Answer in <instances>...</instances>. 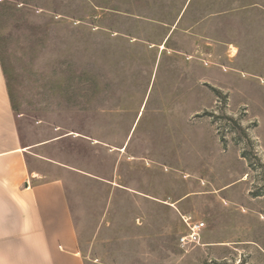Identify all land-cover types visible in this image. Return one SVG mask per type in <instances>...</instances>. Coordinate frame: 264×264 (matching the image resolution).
<instances>
[{"label":"rangeland","instance_id":"obj_1","mask_svg":"<svg viewBox=\"0 0 264 264\" xmlns=\"http://www.w3.org/2000/svg\"><path fill=\"white\" fill-rule=\"evenodd\" d=\"M0 64L89 264H264V0H0Z\"/></svg>","mask_w":264,"mask_h":264},{"label":"crops","instance_id":"obj_2","mask_svg":"<svg viewBox=\"0 0 264 264\" xmlns=\"http://www.w3.org/2000/svg\"><path fill=\"white\" fill-rule=\"evenodd\" d=\"M58 141L23 143L0 64V264H89L67 186L80 170L52 158Z\"/></svg>","mask_w":264,"mask_h":264},{"label":"built area","instance_id":"obj_3","mask_svg":"<svg viewBox=\"0 0 264 264\" xmlns=\"http://www.w3.org/2000/svg\"><path fill=\"white\" fill-rule=\"evenodd\" d=\"M188 228L187 234L180 238V244L183 248L198 246L201 243V233L205 227L204 223L192 222L191 219H185Z\"/></svg>","mask_w":264,"mask_h":264},{"label":"trees","instance_id":"obj_4","mask_svg":"<svg viewBox=\"0 0 264 264\" xmlns=\"http://www.w3.org/2000/svg\"><path fill=\"white\" fill-rule=\"evenodd\" d=\"M4 76H5V72H4ZM5 78H6V76H5ZM6 82H7V80H6ZM7 86H8V84H7ZM8 91H9V88H8ZM9 95H10V92H9ZM10 99H11V95H10ZM11 103H12V99H11ZM12 109H13V106H12Z\"/></svg>","mask_w":264,"mask_h":264}]
</instances>
